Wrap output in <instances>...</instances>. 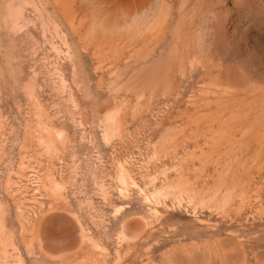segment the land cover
Instances as JSON below:
<instances>
[{"label": "rangeland", "instance_id": "374dc122", "mask_svg": "<svg viewBox=\"0 0 264 264\" xmlns=\"http://www.w3.org/2000/svg\"><path fill=\"white\" fill-rule=\"evenodd\" d=\"M0 264H264V0H0Z\"/></svg>", "mask_w": 264, "mask_h": 264}]
</instances>
